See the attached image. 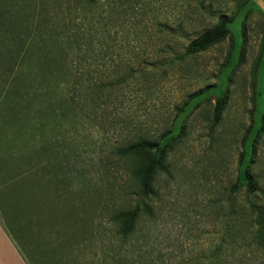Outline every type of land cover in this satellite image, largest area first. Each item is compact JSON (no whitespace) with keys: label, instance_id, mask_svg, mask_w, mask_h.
I'll return each instance as SVG.
<instances>
[{"label":"rangeland","instance_id":"374dc122","mask_svg":"<svg viewBox=\"0 0 264 264\" xmlns=\"http://www.w3.org/2000/svg\"><path fill=\"white\" fill-rule=\"evenodd\" d=\"M43 1L54 24L62 25L60 0ZM219 14L229 19L226 34L170 63L202 29L214 27ZM70 18L86 29L70 66L93 91L99 87L100 97L84 113L58 115L54 123L49 104H57L52 94L64 82L55 72L39 80L40 69H34L33 85L43 91L34 105L44 110L36 135L46 149L39 143L30 157L36 164L43 159L39 174L60 185L59 193L56 188L45 197L53 204L41 220L51 228L45 239L75 242L76 264H264L252 220L253 204L264 207V0H98ZM183 21L182 31L165 26ZM11 34L0 33V95L8 97L10 128H27L18 93L29 83L23 74L28 62L12 82L20 63L14 54L9 60L24 37L12 41ZM52 50L54 69L61 52ZM218 99L222 111L214 125ZM165 132L152 149L162 165L155 192L143 196L115 150ZM245 170L255 179L252 192L240 181ZM136 204L140 215L125 236L113 214Z\"/></svg>","mask_w":264,"mask_h":264},{"label":"trees","instance_id":"16d2710c","mask_svg":"<svg viewBox=\"0 0 264 264\" xmlns=\"http://www.w3.org/2000/svg\"><path fill=\"white\" fill-rule=\"evenodd\" d=\"M97 1L60 0L57 5V10L64 15L60 21L62 25L60 23L57 25V22L54 24L55 14L53 16L49 14V10L51 9L47 10V4L43 0H11V2H8V0H0V33H13V37L11 34L7 38H11L12 41L22 35L24 37L18 43L16 52L9 54V60H13L12 57L14 54L16 58L15 64L20 63L18 71L12 74L10 79L12 82L17 80V75L22 73L21 67L24 65V59H27L28 71H23V74H25L29 83L26 82L23 84V91L22 93H18V97H21L25 101V108L23 106V110H26L27 127L32 134L31 138L33 140L35 139V135L43 130L44 126L41 120L44 115V110L34 105L38 96L43 95V91L40 90L37 93V89L33 85V81L37 79V73L34 71L35 67L40 69L42 77L39 80L43 81L46 76L52 77L55 72L57 81L59 79L60 82H64L60 86L61 88L52 94L55 100L57 99V104H49L50 115L53 119L55 115L54 123L58 115L60 118H65L67 115L78 114V112L84 113L89 107L91 100H98L100 97L99 87L96 85L93 91V86L85 82L87 80H85L86 76L82 74L77 75L70 66L72 61L71 55H74L75 51L80 48L81 44L79 41L86 37V29L83 30L78 28V26H74L71 23L72 19L70 18V14L79 7L90 6ZM45 12H48L47 16L43 14ZM217 20L218 23L214 27L202 29L198 35L190 39L184 51L181 54H174L173 58L170 59V63L174 59L181 60L184 57L191 56L220 40L226 34V25L229 19L225 14H219ZM165 26L171 33H174V31H182L186 23L183 21L180 24H175V26L169 24H165ZM2 41L4 42L5 39ZM55 48L60 50L61 55L54 62V69H51L49 64L53 63L51 61L52 49ZM46 49L48 50L46 51ZM33 58H35L34 61H32ZM18 103L16 102V105ZM221 111L222 100L218 99L213 110L212 124L216 125L218 123L221 117ZM41 136L43 135L41 134ZM165 136L166 132L161 134L158 140L140 136L119 145L115 150L116 155L128 163V169L132 178L135 180L138 192L143 196H149L155 192L153 186L154 175L156 170L161 168L162 165L160 157L155 156L152 153V149ZM36 141L41 143V145H45L42 138L40 140L38 138ZM44 149H46V146ZM240 178L241 182H245L247 191L252 192L256 189L255 179L252 174L245 170L242 174L240 173ZM142 207L145 211L150 212L148 204L144 203ZM252 207L254 209L252 211L254 214L252 217L254 225L253 237L255 242L264 251V207L255 206V204ZM140 211V205L136 204L132 208L121 209L113 214V220L119 224L121 234L126 236L134 231Z\"/></svg>","mask_w":264,"mask_h":264},{"label":"crops","instance_id":"0c3cea01","mask_svg":"<svg viewBox=\"0 0 264 264\" xmlns=\"http://www.w3.org/2000/svg\"><path fill=\"white\" fill-rule=\"evenodd\" d=\"M6 98L0 95V264H76L75 242L45 239L51 228L41 220L53 213L45 197L60 192L59 180L39 174L45 161L36 164L30 157L31 147L34 158L39 152L38 135L33 140L28 127L10 128ZM32 232L42 233L36 239Z\"/></svg>","mask_w":264,"mask_h":264}]
</instances>
